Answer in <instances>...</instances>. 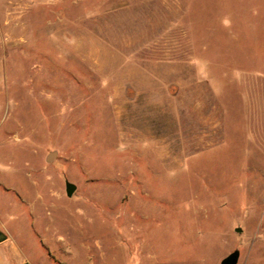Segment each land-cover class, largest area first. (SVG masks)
<instances>
[{
	"label": "rangeland",
	"instance_id": "374dc122",
	"mask_svg": "<svg viewBox=\"0 0 264 264\" xmlns=\"http://www.w3.org/2000/svg\"><path fill=\"white\" fill-rule=\"evenodd\" d=\"M0 232V264H264V0H0Z\"/></svg>",
	"mask_w": 264,
	"mask_h": 264
},
{
	"label": "water",
	"instance_id": "95a60500",
	"mask_svg": "<svg viewBox=\"0 0 264 264\" xmlns=\"http://www.w3.org/2000/svg\"><path fill=\"white\" fill-rule=\"evenodd\" d=\"M54 153H51L47 160L50 161L53 157H54ZM65 194L68 198H71L72 195L74 194L75 190H76V186L68 181H65ZM241 230L239 228L236 229V232H240ZM5 236L4 234H2L0 232V243H2L3 241H5ZM239 260V251L238 250H234L233 252H231L230 254H228L226 257H224L220 264H237Z\"/></svg>",
	"mask_w": 264,
	"mask_h": 264
}]
</instances>
